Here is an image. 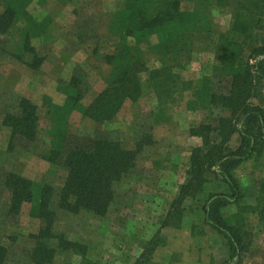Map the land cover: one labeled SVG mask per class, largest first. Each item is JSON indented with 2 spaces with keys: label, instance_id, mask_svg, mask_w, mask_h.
Here are the masks:
<instances>
[{
  "label": "trees",
  "instance_id": "obj_1",
  "mask_svg": "<svg viewBox=\"0 0 264 264\" xmlns=\"http://www.w3.org/2000/svg\"><path fill=\"white\" fill-rule=\"evenodd\" d=\"M206 2L232 10L231 31L212 40L217 61L213 76L204 77L196 90L182 79L179 69L191 60L199 42L208 41L211 20L200 9L184 11L182 0H124L113 27L118 44L104 56L111 67L106 88L85 105V86L74 76L60 88L66 96L63 105L46 99L55 127L51 148L43 159L64 171V184L56 190L51 184L37 183L16 172L7 174L9 214L19 215L23 205L30 204V216L40 222L38 232L32 236L34 248L22 264H54L60 254L67 253L86 258V246L58 231L59 212L105 217L116 200L117 186L137 167L149 138L138 142L134 149L105 137L68 149L69 119L78 111L97 123L112 122L126 102L143 98L145 79L161 104L193 91L187 103L189 111L224 112L190 129V135L201 143L191 151L188 182L180 186L163 227L179 228L186 202L197 200L209 184L219 182L228 190L209 192L202 199L204 224L225 240L228 264H239L252 250L251 217L255 216L264 230V179L259 182L255 203L250 204L244 201L236 173L264 154V0ZM29 4L30 0H0V36L8 35L20 21L25 22L28 26L20 31L21 45L36 57L32 38L41 30L29 13ZM153 38L159 41L148 50L159 57L158 68L149 66L142 48ZM2 123L11 130L12 147L20 139L35 142L40 125L38 108L24 97L17 113L6 114ZM231 207L236 208L235 213H228ZM164 243L163 238H153L138 264H150L151 256ZM7 255V248L1 245L0 264L6 263Z\"/></svg>",
  "mask_w": 264,
  "mask_h": 264
},
{
  "label": "rangeland",
  "instance_id": "obj_2",
  "mask_svg": "<svg viewBox=\"0 0 264 264\" xmlns=\"http://www.w3.org/2000/svg\"><path fill=\"white\" fill-rule=\"evenodd\" d=\"M123 7L124 0H30L29 13L41 30L32 38L36 57L21 45L20 31L28 26L25 22L0 36V246L8 250L5 264L26 262L35 245L32 236L40 228V222L29 214L30 204H24L19 215L9 214L11 192L5 187L6 176L16 172L37 183L51 184L56 190L63 186L64 171L43 159L51 148L55 127L46 99L63 105L66 96L60 88L74 76L85 86V105L106 88L111 67L104 56L118 44L113 27ZM181 7L187 12L200 9L211 20L208 41L199 42L191 60L179 69L182 79L196 90L204 77L213 76L217 61L212 40L230 33L232 10L206 0H182ZM158 41L153 38L142 45L151 68L160 66L159 57L148 50ZM146 80L143 98L126 102L112 122L97 123L78 111L70 116L68 149L97 137L120 140L129 149L143 139L149 141L137 167L117 186L116 200L105 217L59 212L58 231L86 246L88 252L86 258L60 254L54 264H138L156 236L165 243L153 253L150 264L230 263L225 240L205 226L201 210L202 199L209 192L228 190L224 184L213 182L197 200L187 201L179 228L163 227L180 186L188 182L191 151L201 143L190 135V129L224 112L189 111L187 103L193 91L161 104ZM24 97L38 108V137L35 142L20 139L12 147L11 130L2 122L6 114L17 113ZM236 176L244 201L254 204L259 182L264 179V154L244 164ZM235 212L234 207L228 210ZM250 225L253 247L239 264H264V230L255 216Z\"/></svg>",
  "mask_w": 264,
  "mask_h": 264
}]
</instances>
